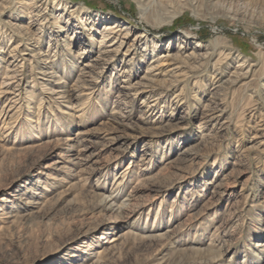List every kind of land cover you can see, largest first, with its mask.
Returning a JSON list of instances; mask_svg holds the SVG:
<instances>
[{
	"label": "rangeland",
	"instance_id": "1",
	"mask_svg": "<svg viewBox=\"0 0 264 264\" xmlns=\"http://www.w3.org/2000/svg\"><path fill=\"white\" fill-rule=\"evenodd\" d=\"M30 2L0 1V264H264V0Z\"/></svg>",
	"mask_w": 264,
	"mask_h": 264
},
{
	"label": "bare ground",
	"instance_id": "2",
	"mask_svg": "<svg viewBox=\"0 0 264 264\" xmlns=\"http://www.w3.org/2000/svg\"><path fill=\"white\" fill-rule=\"evenodd\" d=\"M0 1H3V0H0ZM30 1H31L30 5H33V7H34V5H37V4L40 3V5L37 6V8H36L38 14L43 16V14L46 13L45 11L43 12V10H42L43 5H45L46 3L42 4L41 3L42 0H30ZM27 6H29V5H27ZM105 31H106L105 33L114 34L115 35V34H118L120 32V28H119L118 25H115V26H113L111 28H108V29L106 28ZM103 37H107V35L106 36L103 35ZM111 47H112V45L109 46V48H111ZM111 52H114V49L108 50V51H105V52H101L100 55L102 57V56H104V55H106L108 53H111ZM227 58H228L227 60H231V56L228 55ZM251 67L252 66L247 65V62L245 60L241 61L238 65H236V67H234L233 71L230 73V78L232 80L228 81V83L234 84V83H237V82H240V81H246L247 79H249L251 77H254V74H253V71H252ZM128 89L130 90V88H128ZM68 157H73L74 160L81 161L80 159L75 157V155H73V154L69 155ZM88 162H90V161H88ZM86 174L89 175V173H86ZM124 206H125V204H121L120 206H116L115 205V200L111 196L109 198H106V199H100L99 204H98V207H102L103 209H108V210H112L114 208L116 210H121V209L124 208Z\"/></svg>",
	"mask_w": 264,
	"mask_h": 264
}]
</instances>
